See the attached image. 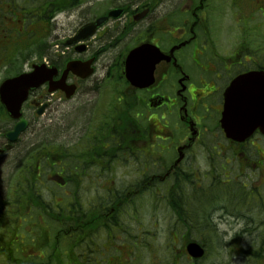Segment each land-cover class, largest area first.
<instances>
[{"label":"flooded vegetation","instance_id":"flooded-vegetation-1","mask_svg":"<svg viewBox=\"0 0 264 264\" xmlns=\"http://www.w3.org/2000/svg\"><path fill=\"white\" fill-rule=\"evenodd\" d=\"M62 4L67 7L61 10ZM62 16L66 24L58 20ZM51 34L53 47L45 55ZM44 62L58 70L52 86L63 97L70 91L62 82L68 64L88 66L90 76L72 72L66 83L133 122L125 129L132 131L135 188L126 197L104 191L99 203L105 219L111 195L133 204L139 222L146 199L141 191L170 196L166 184L191 176L197 190L210 192L207 180L216 195L234 198L231 185L244 179L247 204L264 197L263 132L238 142L221 126L231 83L252 71L264 73V0H0L1 70L30 66L26 72ZM126 66H138L136 85ZM49 87L33 91L28 104L38 110Z\"/></svg>","mask_w":264,"mask_h":264},{"label":"trees","instance_id":"trees-1","mask_svg":"<svg viewBox=\"0 0 264 264\" xmlns=\"http://www.w3.org/2000/svg\"><path fill=\"white\" fill-rule=\"evenodd\" d=\"M67 6L60 5V9H64ZM3 110L0 106V117L3 116ZM120 120L122 121H130L128 114L125 113L122 119H119L114 112L110 119L106 120V127H118L120 125ZM131 123V122H130ZM127 124V123H126ZM106 137H110V134L107 133ZM122 142L126 146V149L131 152L130 141L131 137H127L125 135L120 136ZM115 142V140L113 141ZM83 146V145H82ZM85 154H88L87 150H82ZM82 155V152H81ZM49 158H53L51 154L48 156ZM34 160V158H32ZM37 160L35 159L33 163ZM53 163V161H52ZM70 164V161H67V164ZM21 162L18 164L20 167ZM54 165V163H53ZM88 163L85 161H79L75 159H71V164L68 166V169L74 171V173L84 174V171L88 168ZM36 171L34 169L29 168L28 172H24L25 182L20 183L18 180L17 184H14V188L11 190L8 199L12 197V202L15 207L17 206V210L13 213L14 218L12 220L8 219V214L4 215V208L8 202V200L4 201V195H0V223H2V227H0V264H22V262H16L15 257L13 259V255L16 253L13 249L16 244V239L22 234H19L20 229L22 228V223H25L30 229V223L28 218H30L33 222H37L34 214L32 212H26L29 207L34 208V199H45V188L47 187L43 183L42 174L36 178L34 174ZM68 178L73 181L71 173L69 171ZM80 186V179L76 175V179L72 183L70 187H65L62 192L64 202L58 205L57 207L46 206L42 207L44 214L49 218L50 222L54 226H49L47 224L43 225L44 229L40 226V223L34 225L33 232H37L36 237H32V239L39 245L40 249L45 254H49L47 249H50L52 252L50 254H56L60 251L62 247V242L65 243L66 246L69 244L71 246H76L73 249L72 253L80 255V257L89 256L87 248L90 247L92 249L96 248L98 243L100 242V232L110 235L112 232V236L115 237V232H117L116 228L123 227V219L126 221L130 215L133 214L132 206L133 204H125L128 200L125 199V202L122 197L113 196L111 199H108L104 202L103 207L106 209L108 207H112L115 209L116 214H112L110 216V211L106 214H109L108 218L105 219V211L102 209V205L92 204L91 210H87L84 206L85 204L81 203L77 198L78 187ZM125 197V196H124ZM194 197V196H193ZM191 194H187L185 191L178 192L177 194H173L171 197V219L172 221H178V224H195L197 220H202V215H206L207 211H189V207L193 203V198ZM248 199H246V202ZM236 203L235 210H241L245 214H249L252 216H263L264 204L258 205L257 207H253L251 210H246L248 207L241 202ZM147 205L143 204L140 210V213L145 212L149 208H145ZM16 208V207H15ZM25 209V210H24ZM110 210V209H109ZM91 213L93 216L91 217ZM254 214V215H253ZM193 215H196L192 217ZM207 216V215H206ZM3 219V220H2ZM18 220L21 223L18 224ZM9 222V223H6ZM198 225V224H197ZM105 226V227H103ZM35 227L39 228L38 231L35 230ZM126 229V227H125ZM92 233V234H91ZM149 232H144L142 238V242L147 240L146 244L143 243L142 248L148 250L150 247H153L154 252H156V256L159 257L158 261L160 264H178L180 263V258L178 257V253L180 251L179 246H168V245H159V243L155 240L153 242L152 238L145 237ZM95 237H94V236ZM254 235L261 237L262 234L258 231H255ZM96 239V240H95ZM244 241V240H242ZM242 241L237 243H233L231 248L237 249L241 248L240 252L241 256L244 258L246 264H264V245L258 246L256 245V241L254 242L256 246L249 245L250 242L246 243V246L243 247ZM51 246V247H50ZM225 247H229V244L224 245ZM33 248V249H32ZM30 250H36L38 247L36 245H32ZM59 249V250H58ZM118 250V249H117ZM69 256L66 258L71 262V249L68 250ZM139 253V252H138ZM137 253V254H138ZM28 251L22 250L19 255L25 257V259L30 260L31 256H27ZM160 255H162L160 257ZM142 258V255H140ZM143 259V258H142ZM67 263L68 261H61V264ZM41 264V263H38Z\"/></svg>","mask_w":264,"mask_h":264},{"label":"rangeland","instance_id":"rangeland-1","mask_svg":"<svg viewBox=\"0 0 264 264\" xmlns=\"http://www.w3.org/2000/svg\"><path fill=\"white\" fill-rule=\"evenodd\" d=\"M65 24L68 22L66 16H62L58 19ZM54 24V23H53ZM67 33H62V36ZM54 35L52 34L50 42L53 41ZM55 42V40H54ZM27 66H23L25 68ZM93 97L88 95L77 96L76 99L66 101L64 99H53L52 107L45 115L42 117H37L31 110H27L28 120L30 121V130L22 137L19 144L12 149L11 153H4L0 156V195H4V201L8 200L10 192L13 188V185L18 180L19 174L21 172L18 164L21 162V165L26 160V158H31L34 155H37L41 148L46 150L50 146H58L60 151H73L71 145L78 143L80 145L85 141V133L89 131L92 123L96 120V107L103 105V101L94 102ZM87 134V133H86ZM2 139L0 138V143ZM81 151V149H78ZM20 165V166H21ZM198 169V167H195ZM208 167H200V169L207 170ZM36 170V167L34 168ZM92 173L98 171V168L91 170ZM158 172V171H157ZM133 173L134 167L132 160L123 161V164H114L109 171V185H102V182L98 185H87L81 187V193L83 196L90 194H102L104 188L109 187L110 190L120 189V187L127 188L130 187L133 183ZM58 182H61L62 179L59 177ZM243 181L244 179H240ZM222 183L225 181L220 180ZM48 191L51 190V184L46 185ZM209 186L212 188V185L205 180V187ZM154 190V189H153ZM187 192H190L187 189ZM55 193L57 196L62 197V193L57 187V181L55 186ZM200 199L194 203L196 208H205L208 205L206 199L210 196V192L199 191ZM210 204L212 208H205L207 211L206 223L212 224L214 230H205V231H196L195 236L200 237L202 240H208V254L199 264H246L244 258L241 256L240 249H232L225 247L224 245L229 242H235L238 245H241L240 241L243 243V247L246 246L247 242H250L249 245L256 246L255 241L257 240V235L252 234L250 231L246 230L247 227L251 230L263 232L264 230L260 229V226H254V224L264 222L263 216H249V214L243 213L241 210H235L236 203L228 197H223L221 195H216L215 200H211ZM10 201L8 200L4 210L8 212L14 209V206H10ZM263 215H264V210ZM142 215V222L144 223L146 229L152 232L153 239L158 243H163L165 237L168 235V230H166L167 222L169 220V213L164 209L160 204L158 205L156 212H154V221H157L156 229H148L147 225L152 224V216L147 213V210ZM254 215V214H253ZM3 220V219H2ZM6 220H11V217H8ZM132 223H134L131 220ZM212 222V223H209ZM9 223V222H6ZM2 225V223H0ZM205 238V239H204ZM232 240V241H231ZM112 245V242H109ZM257 244V242H256ZM261 245V242L258 243ZM242 246V245H241ZM245 248V247H244ZM153 247H150L148 250L141 251L142 262L140 264H160L157 262H149L153 260L154 254ZM41 256V255H39ZM103 257L100 255L99 258ZM99 258L96 257L99 264ZM117 264V263H115ZM118 264H124L120 262ZM178 264H191L186 257L180 259Z\"/></svg>","mask_w":264,"mask_h":264},{"label":"water","instance_id":"water-1","mask_svg":"<svg viewBox=\"0 0 264 264\" xmlns=\"http://www.w3.org/2000/svg\"><path fill=\"white\" fill-rule=\"evenodd\" d=\"M103 23V20L99 21L98 24ZM85 33V31H81V34ZM80 39V38H78ZM136 52L133 51L129 57V62L133 63L135 58ZM134 66H128V78L132 82V84L136 85L135 83V75L133 73ZM88 66H76V63H70L67 66V69L62 77V82L65 83V79L69 72L78 73L82 77H85L89 74ZM57 74L56 69H49L46 66H34V71L28 74H23L19 76L18 78L9 80L6 82L3 87L1 88V98L3 103L5 104L7 110L11 114V116L15 119H19L21 117V109L23 103L27 100L28 94L31 90L36 89L40 87L41 85L50 82L51 88L50 91H54L57 88H53L52 86V78ZM87 74V75H86ZM242 82V85L245 86V88H248V91L244 92L242 95H237L238 98L241 100L248 102L253 99L254 94H252V91L249 89L251 87V83H253V80H249V77H242L238 79ZM237 88L236 82L230 89L227 97V105L226 110L224 113L223 118V126L229 136L235 137L236 135H239L237 130L234 127L235 122L232 119V105L233 101L235 100V89ZM261 104L260 111L258 117H256L257 112L254 110V107H252V114H248L245 116L247 121H255V119H259L261 123L259 124L261 128L264 129V99L259 101ZM254 106V101H253ZM234 119H237L236 124H241V114H238L236 117L233 116ZM27 127V121L22 119L15 127L14 131L9 133L7 137L11 141H15L18 136L24 131V129ZM253 129V128H252ZM252 129L249 131V134L251 133ZM240 133V132H239ZM245 136V133L242 134ZM241 135V136H242ZM188 251L193 257H201L204 254L203 249L198 245H190L188 246Z\"/></svg>","mask_w":264,"mask_h":264}]
</instances>
